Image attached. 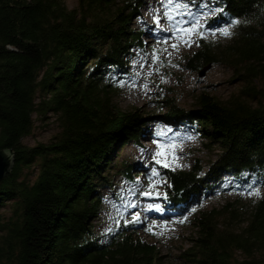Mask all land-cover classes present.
Segmentation results:
<instances>
[{
	"label": "trees",
	"instance_id": "16d2710c",
	"mask_svg": "<svg viewBox=\"0 0 264 264\" xmlns=\"http://www.w3.org/2000/svg\"><path fill=\"white\" fill-rule=\"evenodd\" d=\"M144 1L78 0L68 9L61 0H0V149L13 152L12 167L0 180V264H164L136 224L122 220L104 238L93 228L103 203L98 190L111 185L114 150L127 142L139 145L145 128L160 117L195 124L220 151L202 174L158 171L170 185L161 190L168 199L156 202L163 213L190 214L215 189L264 187V0H216L224 9L218 21H243L232 27L234 40L222 51L201 40L185 59L190 70L231 65L256 105L222 103L201 93L194 109L167 101L158 115L140 107L123 111L112 101L130 79L131 55L145 45L131 22ZM47 114L56 116L58 133L47 143L23 144L33 115ZM31 166L37 172L29 182L23 170ZM121 174L134 182L142 175L127 162ZM224 177L233 182L225 185ZM8 205L11 216L2 222ZM221 215L197 210L186 264H232L236 250L264 249V194L240 230L227 227L237 220L236 210L225 214L226 226L219 224Z\"/></svg>",
	"mask_w": 264,
	"mask_h": 264
},
{
	"label": "rangeland",
	"instance_id": "374dc122",
	"mask_svg": "<svg viewBox=\"0 0 264 264\" xmlns=\"http://www.w3.org/2000/svg\"><path fill=\"white\" fill-rule=\"evenodd\" d=\"M61 2L68 9L78 5V0H61ZM194 3L196 6L193 7V11L196 12L201 11L198 5L202 3H208L209 7L220 8L216 4V0H194ZM158 9L162 16L163 9L160 8V0H145L139 14L131 21L132 27L143 34L145 45L142 50H134L131 55L130 79L119 87L112 98L117 107L123 111L140 107L147 113L158 115L166 111L165 104L170 101L180 108L191 110L195 108L197 98L201 93H207L222 103L250 102L251 105H256V101L249 100L242 92L245 83L240 80V75L231 65L219 62L195 70H190L186 66V56L199 48L201 40L211 41L214 46H221L218 47V50L222 51L234 40V33L224 36L219 33L211 35L206 31L203 38L199 33L187 35L182 33L179 37H170L165 42L164 37L169 36L168 32L149 31V28H155L153 16ZM219 19L221 18L210 21L212 29L226 25V23L218 21ZM142 20L146 24L142 23ZM160 27L169 28L170 26L162 18ZM147 31L149 33H146ZM185 39L188 40V44L184 43ZM173 45H176V48H173ZM154 49L157 50L158 57L155 63L153 61ZM141 64L143 67H140ZM262 102H264V97ZM32 118V132L21 139L23 144L33 146L40 142L47 143L58 133L59 123L56 116L51 114L33 115ZM146 130L139 145L127 142L114 150L107 171V183L111 186L105 185L98 190L103 196V204L99 216L93 221L94 232L104 238L108 228L116 227L117 220H130L134 214L140 213L142 222L136 224L138 234L155 245L164 264H186L184 252L190 247L191 238H195L197 229L193 224V216L196 215L197 210L222 212L219 217L220 226H226L224 220L228 216L225 214H228L229 210H236L237 220H230L227 227L240 230L251 219L255 202L264 194V187L255 186L256 189H259V196L247 195L246 189L242 191L240 189L230 191L215 189L213 193L202 198L200 209L192 208L195 211L191 210L187 215H170L164 219L160 218L157 212H146L145 209L148 205L155 204L158 198L138 194L148 190L149 178L140 177L137 182L126 181L121 174L124 162L133 163L135 172L151 174L153 168H156L157 171L164 168L153 160V155L157 151H163L166 155L157 158L168 163L169 169L175 171L195 170L202 174L220 152L218 147L209 144L196 131L195 124L180 125V123L166 121L160 117L154 120ZM158 145H163V148H158ZM36 172L35 166L25 168L23 178L31 182L34 180ZM223 180L225 185L233 182L228 177H224ZM161 181L165 180L159 175L154 178L152 181L156 185L154 191L161 193V189L165 185ZM130 189L131 191H129ZM133 193L137 194L133 195ZM127 202L135 203L136 208L125 209L123 204ZM2 212L4 214L1 221L5 222L11 216V205L5 206ZM181 220L184 222L180 223ZM165 222H167L166 227ZM231 254L233 255L232 264H264V249L261 248L253 249L251 252L236 250Z\"/></svg>",
	"mask_w": 264,
	"mask_h": 264
},
{
	"label": "snow or ice",
	"instance_id": "6c2138e0",
	"mask_svg": "<svg viewBox=\"0 0 264 264\" xmlns=\"http://www.w3.org/2000/svg\"><path fill=\"white\" fill-rule=\"evenodd\" d=\"M195 6L196 5L194 3V0H160V8L163 9L162 16H161L160 10L158 9L153 16L155 28L154 29L149 28V31H155L156 33L168 32L169 36L164 37L165 42H167V40L170 37H179L182 33L185 35L190 34V33H199L201 38H203L204 32L206 31L209 32L211 35H216L217 33H219L224 36H229L233 34L231 31V28L234 26H239L243 22L241 21L240 18H233L228 24L212 29L210 26V21L220 16L224 12V9L209 7L208 3H202L198 5L201 11L196 12V11H193V7ZM162 18L167 21L168 25L170 26L169 28L160 27V21ZM141 22L146 24V22L143 20ZM184 43L188 44V40L185 39ZM172 47L176 48V45H173ZM156 52L157 50L154 49L153 50L154 63L158 60ZM140 67H143V64H141ZM123 83L124 82H121V86H123ZM188 138L190 139L191 137H188ZM158 148H163V145H158ZM165 155H166L165 152L157 151L153 155V160L155 161L157 165H162L164 168H168L169 167L168 163L157 158V157H162ZM157 175H159L157 169L153 168L149 176L148 190L140 192L138 194L145 196V197H157V198L163 196V199L167 200L168 197L166 193L162 194L158 191H154L156 185L152 183V181ZM161 183L165 184V186L170 187V185H167L165 181H161ZM129 191H131V189ZM135 194L137 193H133V195ZM246 194L249 196H259L260 192H259V189H256L255 185L253 184V185L246 186ZM136 206L137 205L135 203H131V202H127L123 204V207L125 209L127 208L134 209L136 208ZM117 211H119V209H117ZM145 211L146 212L154 211L157 213H163L164 209L158 203H155V204L150 203L148 207L145 209ZM192 211H195V209H193ZM141 222L142 221L140 219V213H136L132 216L131 221L123 220V225L127 226L129 224H137ZM179 222L183 223L184 220H181ZM116 226L117 227L120 226V220L116 221ZM166 226H167V222H165V227ZM112 231H113L112 228H108L106 230V234H110Z\"/></svg>",
	"mask_w": 264,
	"mask_h": 264
},
{
	"label": "water",
	"instance_id": "95a60500",
	"mask_svg": "<svg viewBox=\"0 0 264 264\" xmlns=\"http://www.w3.org/2000/svg\"><path fill=\"white\" fill-rule=\"evenodd\" d=\"M12 164H13L12 150L9 148L0 149V180L10 171Z\"/></svg>",
	"mask_w": 264,
	"mask_h": 264
},
{
	"label": "clouds",
	"instance_id": "9594fccd",
	"mask_svg": "<svg viewBox=\"0 0 264 264\" xmlns=\"http://www.w3.org/2000/svg\"><path fill=\"white\" fill-rule=\"evenodd\" d=\"M208 66H209V65H208ZM158 119H159V118H158ZM162 119H163V118H162ZM148 127H149V126H148ZM148 127H146V128H148ZM146 128H145V132L147 131ZM145 132H144V134H145ZM125 144H126V143H125ZM121 146H122V145H121ZM171 170H172V169H171ZM173 171H175V170H173ZM178 171H183V170H178ZM189 171H190V170H189ZM138 173H139V172H138ZM146 173H147V172H146ZM140 174H142V175H140V176L138 177V179H139L140 177L144 178L143 175H145V174H144V173H140ZM144 179H145V178H144ZM125 180H126V181H129V182H134V181L127 180L126 178H125ZM110 186H111V185H110ZM161 190H163V189H161ZM162 194H163V193H162ZM102 198H103V196H102ZM159 198H160V197H159ZM159 198H158V199H159ZM155 203H156V202H155ZM102 204H103V203H102ZM101 208H102V205H101ZM100 211H101V209H100ZM99 213H100V212H99ZM120 222H121V221H120Z\"/></svg>",
	"mask_w": 264,
	"mask_h": 264
},
{
	"label": "bare ground",
	"instance_id": "6f19581e",
	"mask_svg": "<svg viewBox=\"0 0 264 264\" xmlns=\"http://www.w3.org/2000/svg\"><path fill=\"white\" fill-rule=\"evenodd\" d=\"M146 33H149V31H147ZM205 197V196H204Z\"/></svg>",
	"mask_w": 264,
	"mask_h": 264
}]
</instances>
